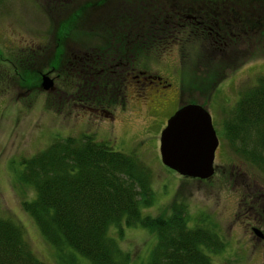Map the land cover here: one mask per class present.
Listing matches in <instances>:
<instances>
[{"label":"rangeland","instance_id":"374dc122","mask_svg":"<svg viewBox=\"0 0 264 264\" xmlns=\"http://www.w3.org/2000/svg\"><path fill=\"white\" fill-rule=\"evenodd\" d=\"M47 1L0 0V64L5 63L0 65V217H11L22 227L24 242L35 257L44 264H58L53 247L43 241L32 219L22 212L20 202L33 195L30 187L16 181V173L20 168L18 163L22 158L45 147L53 136L61 138L87 134L93 140L105 142L112 150L132 153L150 170L153 202L148 207L140 208L142 215H161V212L165 215V212L168 213L167 205L182 203L188 217V226L196 223L194 219H207L221 239L219 252L205 253L211 264H264V242L257 240L251 233L246 222L252 223L253 217H246L247 212L244 211L246 204L251 203V197L253 200L256 197L254 191H258V187L264 188V173L231 152L220 130L223 118L227 116L242 89L255 83L257 76L264 75V22H260L263 32L259 35V41L251 35L244 37L240 33L235 43L233 50L239 55V60L242 58L241 54L245 57L253 54V58L246 62L236 66L238 60L234 55L228 57L231 53L225 48L226 55L220 60L213 58L208 61V58L199 56L198 67L192 70L183 68L182 84L179 79V102L203 105L210 114V122L218 137V147L212 160L215 170L209 179L199 180L195 177L178 176L174 170L160 164L157 154L158 132L163 120L177 108V95L173 89L178 87L176 68L178 64L181 66L177 62L180 47L178 43L168 42L167 36L164 39L166 42L154 41V34L150 38L158 21V12L162 9L159 7L160 0H105L90 12L79 13L76 3H80V0H67V3L65 0ZM52 5L55 7L53 12ZM58 7L60 11H57ZM260 16L264 18V11ZM68 20H71L69 24L73 29L63 35L69 46L79 48L78 53L84 51V54L89 55L97 48L94 42L100 44L101 38L117 40L125 32L131 40L139 42L135 46L127 45L126 49L124 46H115L109 52L123 59L129 57L128 52H138L132 65L135 70L168 79L167 90L171 89L173 99L162 116L154 119L145 104L140 102L144 91L159 89L160 85L156 83L158 78L142 86L127 80L123 85L124 103L120 105L116 102L108 107L106 118L89 110H79L78 106L63 104L61 93L52 95L39 87V74L44 73V69L52 61L48 55L53 50V33L59 30L62 34L67 26L62 24ZM57 26H60L59 29ZM102 27H105L104 30H100ZM239 28L242 31L241 25ZM144 31L149 39L146 38L143 42ZM146 43L147 48L144 45ZM247 45L250 51L245 52L242 48ZM59 48L63 49L64 46L60 45L56 49L60 51ZM146 49L149 50L147 54ZM21 56L24 57L21 70L24 68L26 71L23 72L22 79L28 81L24 80V85L18 80L20 70L17 59ZM78 62H57L55 68L63 73V67H73L70 70L73 74L78 70L75 66ZM206 73H211L210 87L205 91L194 88L200 82L204 83ZM116 84L117 81L114 88L117 87ZM260 195L262 196L258 195L255 201L264 205V192ZM242 196L245 199L239 202L243 204L236 206ZM122 232V236L117 238L115 230L108 229L119 248L130 254V264H145L148 251L154 244L152 234L136 225L124 226ZM82 264H87L85 259Z\"/></svg>","mask_w":264,"mask_h":264},{"label":"trees","instance_id":"16d2710c","mask_svg":"<svg viewBox=\"0 0 264 264\" xmlns=\"http://www.w3.org/2000/svg\"><path fill=\"white\" fill-rule=\"evenodd\" d=\"M197 1L206 4L204 0ZM160 2L162 9L154 30L163 26L171 28L178 22L175 30L179 35L176 43L180 46L178 73L181 84L183 68L198 67L199 56L208 61L220 60L225 57L226 48L231 53L227 56L234 55L238 60L236 66L253 58V54L246 57L241 54L239 60V55L235 54V24L237 20L240 22L241 35H251L259 41L263 32L260 22H264V18L260 14L264 11V0H228V11L222 19L228 23L227 33L219 31V36L226 39L219 37L214 42L207 41L204 30L198 28L196 34L189 31L185 16L190 14L187 9L190 0ZM219 17L218 13L217 22L221 21ZM248 48L247 45L242 49L248 52ZM23 60V56L17 59L18 80L22 85L27 81L22 79L26 72L24 68L21 70ZM57 62L54 59L49 65ZM210 75L206 73L204 83L194 88L207 90ZM116 85L113 97L118 102L121 90ZM227 113L220 128L223 140L231 152L264 173L263 74L257 76L250 87L242 89ZM18 164L16 181L30 187L33 195L20 202L22 212L32 219L43 241L53 247L58 264H82L84 259L87 264H130V254L119 248L108 229L113 228L119 238L124 226L134 225L153 236L154 244L145 264H211L205 253H217L221 249V239L207 219H194L196 223L192 226L186 224L188 217L182 203L167 205L165 215L164 212L142 215L140 208L153 202L150 170L132 153L112 150L90 135L53 136L45 147L22 158ZM22 230L11 217H0V264H44L25 244Z\"/></svg>","mask_w":264,"mask_h":264},{"label":"flooded vegetation","instance_id":"af4514ba","mask_svg":"<svg viewBox=\"0 0 264 264\" xmlns=\"http://www.w3.org/2000/svg\"><path fill=\"white\" fill-rule=\"evenodd\" d=\"M104 1L105 0H92V1L80 0V3L78 2L76 3L77 4L76 8L79 9L78 13L83 12V11L85 12V11L92 10V8L103 3ZM190 1H191V5L187 7L190 14L185 16V18H187L189 22L190 32H192L193 34H196L197 33L196 30L198 28L199 30H204L206 34L205 35L206 39L207 41H210V42H214L213 40L219 39L220 37L219 31L220 33H224L223 31L225 30L227 33L226 27H228V23L223 21L222 19L224 18V16L227 14V11H228L227 6H226V4L228 3V0H204V2L206 3L204 5L199 4L197 0H190ZM47 2L49 3L51 2V0H48ZM67 2L68 1L65 0V3ZM217 2L218 4L216 6L215 4ZM54 10H55V7L52 5L51 12H53ZM57 11H60V7H58ZM174 12L176 13L177 10ZM218 13L220 15L219 19L221 21L217 22L216 16H218ZM64 24L66 23H63L62 25ZM239 24L240 22L237 20V24H235V30H236L235 40L239 39L240 33H242V31L239 28L240 26ZM66 25H67L66 29H64L62 34H60L59 30L58 32L53 33L52 43H51L53 50H52V53L48 55V58L52 60L56 59L58 62H62V61L70 62L71 60L79 61L77 65L75 63V66L78 70L77 72L71 74L72 71L70 70H73L72 69L73 67L69 69V66H68V68L63 67V71L64 70L65 71L63 73H60L58 72V70H56L55 65L47 66V68H45L44 70L47 73L46 76L50 78L51 80L50 89H47V90L45 89L47 93L52 94V95H54L56 92L58 94L61 93L62 99L64 100V102L62 101L61 103L63 104L67 103L70 106H78L79 110H82V109L89 110L91 112H95V114L99 117L106 118L107 108L114 105V103L117 102L116 98L113 97L115 81H117L118 87H120V90H121L120 91L121 101H118V102L120 103V105H122L125 101V97L123 94V91H124L123 85L125 84L127 80L131 83H134V85L142 86V85L151 83L154 79L158 78V82L156 83H159L160 85L158 87L159 89H156V88L154 90L150 89L151 92L144 91L142 95V100L140 102H143L145 104V106L148 108L149 112H151L152 117L154 119H156V116L163 115L162 114L163 111L166 110L167 105L169 104L170 100L173 99L171 89L167 90V88L169 87L168 79L157 77V75H155L154 73L153 74L149 72L145 73L146 71L144 72L139 69L135 70L132 65H133V61L136 59L134 57H136V55L139 54L138 52H135V53L128 52L130 53V55H128L129 57H126L124 59L121 58L120 56L118 57L112 52H109L110 50H112V47L115 48V46L117 47L124 46L126 49L127 45L135 46L136 43L139 44V42L137 41L135 42L134 39L131 40L130 37H128L126 32L123 34L124 35L123 37H120V39H117V40H115V38H112L110 41V40H107V38L103 39L100 37L101 38L100 44H97L96 42H94V46L95 44L97 45V48H95L96 50L92 51L91 54L86 55V53L85 54L83 53L84 51L78 53L79 48L78 49L72 48L71 46L68 45L69 43H67L68 41H66V39L64 38L63 33L66 34V32L68 30L73 29V27L71 26V24H66ZM229 25L231 26L230 23ZM177 26H178V22H176L173 26H171V28L170 26L160 27L159 30H154L152 34L150 33V38L154 34L155 36L154 41L160 42L166 39L165 36H167L169 37V40H167L168 42H172V44L176 43L177 39L179 38L177 30H175V28L177 29ZM59 27L60 26H57L58 29ZM80 28L83 29L85 27H80ZM104 28L105 27H102L100 28V30H104ZM88 29L90 30L91 28L89 27L85 28V30H88ZM164 33H168V34L164 35ZM143 34H145V38H142V39H145L143 40L144 42L146 41V38L148 37H147L146 31H144ZM60 35H61V38H60ZM221 37L226 39V37L224 36H221ZM103 40L105 41L103 42ZM163 42H166V40H164ZM147 43L144 45L145 46L148 45ZM81 44H83V42H81ZM60 45L64 46L63 49L59 48L63 52L61 50L59 51L56 49L57 47H60ZM147 47L148 46H146V48ZM149 47H151V44ZM151 50L152 49H150V51ZM145 51H146V54L147 52H149L148 49H146ZM178 61L179 59L177 58V62ZM179 67L180 66L178 64L176 71H177L178 77L180 78V74L178 73ZM179 78L177 81V85H178L177 89L176 87L173 89L175 90L176 95H177V99H176L177 108L180 107V104H185V103L179 102L180 101ZM58 85L60 87L57 88ZM145 93L147 94L146 96H145ZM170 113L167 114L165 119L163 120V125H164V121L169 117ZM82 135H87V134H82ZM214 170H215V166H214ZM257 189L259 190L254 191V193H256L255 194L256 197L254 198V200H253V197H251L250 199L251 203L246 204L247 208L244 210L245 212H247L245 214L246 217L248 216L253 217V220H252L253 222L252 223L250 221L248 223L246 221L245 222L248 228H250V231L253 234V236L257 240H261L262 242H264V222H263L264 205H262L259 201L258 202L255 201V199H258V195L262 196L260 194L264 192V188L258 187ZM244 199L245 198L243 196L240 199H238L236 206L237 205L240 206L241 204H243L239 202V200L242 201ZM242 215L244 216V214Z\"/></svg>","mask_w":264,"mask_h":264},{"label":"water","instance_id":"95a60500","mask_svg":"<svg viewBox=\"0 0 264 264\" xmlns=\"http://www.w3.org/2000/svg\"><path fill=\"white\" fill-rule=\"evenodd\" d=\"M39 80L42 90L50 89L46 72L39 74ZM210 118L203 105L192 102L180 104L171 112L158 132L160 164L183 178L209 179L218 138Z\"/></svg>","mask_w":264,"mask_h":264}]
</instances>
